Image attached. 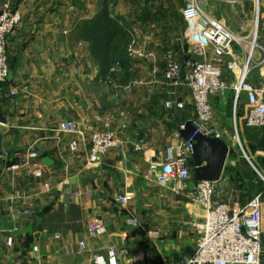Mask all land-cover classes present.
Wrapping results in <instances>:
<instances>
[{
	"label": "crops",
	"instance_id": "1",
	"mask_svg": "<svg viewBox=\"0 0 264 264\" xmlns=\"http://www.w3.org/2000/svg\"><path fill=\"white\" fill-rule=\"evenodd\" d=\"M100 1L0 0L21 15L7 36L10 79L0 84L6 117L0 125L3 148L12 156L11 162L0 156V264H98L96 258L107 264L110 249L116 264H186L193 251L203 221L200 200L141 177L146 160L160 158L166 146L182 139L177 134L187 121L182 112L187 106L193 109L186 103L181 110L164 106L166 99L181 97L185 102L184 89L171 96L162 78L150 75L148 62L127 58L124 48H115L118 38L108 23L112 16L105 6L101 10ZM169 9L172 22L169 15L160 17L163 23L149 36H134L147 44L143 49L154 52L160 71L167 46L178 49L185 28L182 8ZM148 11L154 16L158 12ZM103 32L110 35L106 49ZM121 54L125 64L112 70L111 60H120ZM142 71L151 79L141 76ZM122 78L138 81L131 80L124 90L119 86ZM13 88L16 93L10 96ZM96 116L127 126L122 147L91 165L85 158L90 134L99 126ZM63 123H70L72 131L62 130ZM218 138L229 147L215 182L222 198V191L238 188L234 181L240 155L230 150L226 138ZM39 168L42 175L36 177L33 171ZM195 184L191 178L189 189ZM123 192L131 198L120 204L115 197ZM243 199L223 200L242 204ZM92 218L100 219L104 234H86Z\"/></svg>",
	"mask_w": 264,
	"mask_h": 264
},
{
	"label": "built area",
	"instance_id": "2",
	"mask_svg": "<svg viewBox=\"0 0 264 264\" xmlns=\"http://www.w3.org/2000/svg\"><path fill=\"white\" fill-rule=\"evenodd\" d=\"M181 14L185 21L184 34L189 51L187 58L178 60L169 50L165 53L164 68L160 71L154 52L138 48L135 40L127 45L126 56L148 62L150 75L155 79L158 76L162 78L170 88L171 96L175 97V91L183 88L194 113L192 125L201 134L218 137L219 133L211 123L213 106L210 98L225 87L222 81L223 58L231 54L238 37L209 16L195 0H186ZM20 22L19 11L12 9L8 3L0 4V84L7 80L9 74L7 36ZM248 73L246 68H241L235 84L227 85L232 87L235 98H244L246 108L243 111V125L259 129L264 134V80L253 84L248 80ZM15 93L14 88L9 90L10 96ZM184 105L181 97L164 102L165 107L178 110L183 109ZM95 120L99 126L90 134L85 158L86 164L91 165L100 162L107 153L122 147V133L127 126L121 120L116 124L97 116ZM61 128L67 132L73 129L70 123H63ZM181 128L183 125L178 127ZM69 146L73 150L76 142L72 141ZM192 146L191 138L179 139L166 146L160 158L149 162L143 175L145 181H153L174 194L197 198L203 206V221L186 264H258L264 233V178L261 184L263 189L242 204L224 201L215 182L196 181L195 186L189 189ZM133 147L139 150L137 144ZM33 175L40 177L42 170H34ZM44 187L49 186L45 183ZM130 198L131 194L123 192L117 194L115 200L125 204ZM85 232L89 237L99 236L104 234L105 227L100 219L92 218ZM78 245L85 247L84 241H79ZM107 255V264H116L114 250H108ZM95 262L105 263L102 258H96Z\"/></svg>",
	"mask_w": 264,
	"mask_h": 264
},
{
	"label": "rangeland",
	"instance_id": "3",
	"mask_svg": "<svg viewBox=\"0 0 264 264\" xmlns=\"http://www.w3.org/2000/svg\"><path fill=\"white\" fill-rule=\"evenodd\" d=\"M195 1L202 6V9L209 16L219 21L225 28L238 37V42L233 44L231 48V54H227L223 58L222 81L225 83V87L221 92L215 94L213 103L210 100L211 104H213L212 106H214L211 123L214 128H217L215 129L219 135L227 139L231 148L230 150H236L240 155L236 161V166H238L240 172L238 178L234 181L235 186H238V188L232 192L222 191V198L230 196L232 198H244L243 201L248 200L256 192L263 189L261 184H263L262 179L264 178V134L259 129L248 128L243 125V113L239 116L238 109L244 111L246 108L245 102L242 96L235 98L232 87H229L227 84H235L241 68H246L249 71L248 80L251 83L258 84V82L264 80V0ZM185 3L186 0H101L100 7L102 10L105 6L112 19L116 20L118 26H121L126 33L124 35L127 37L125 39L126 42L120 43L118 46L119 49L124 48L123 53H126L127 45L131 40H135L138 48H148L147 44L137 42L134 36L142 38L143 34L146 35L147 33L154 32L163 23L161 18L164 16H171L172 22L174 13L170 12L169 7L183 8ZM148 8L156 9L158 11L157 14L155 16L150 15ZM153 24H155L154 27H152ZM165 27L163 26L159 32H164ZM133 28H136V31ZM184 30L185 28L182 34H180L178 49L175 48L177 45L167 46V49L173 52L174 57L179 59L189 52ZM147 35L149 36V34ZM119 58L120 60H117V58L111 60V66L114 65V70L116 68L121 69L122 63L125 64L122 54ZM142 72L143 74L139 72L141 76L151 79L147 73ZM122 80L124 81L120 85L116 83L124 90L129 86L131 80H134V82L138 81L131 78H122ZM188 102V99L185 98V103L190 104ZM122 104H125V101ZM182 113V119L188 120L192 117L193 112L187 106ZM241 156H245V158ZM228 158L231 159L232 155ZM148 164L149 161L146 160L143 171H140L142 179ZM262 238L264 240V233L262 234Z\"/></svg>",
	"mask_w": 264,
	"mask_h": 264
},
{
	"label": "water",
	"instance_id": "4",
	"mask_svg": "<svg viewBox=\"0 0 264 264\" xmlns=\"http://www.w3.org/2000/svg\"><path fill=\"white\" fill-rule=\"evenodd\" d=\"M10 79V72L7 80ZM2 90L0 89V125L6 123V117L2 112ZM180 138L193 141L191 159L189 165L192 167L191 178L195 181L217 182L220 180L224 165L228 156L229 147L218 137L206 136L198 132L190 120L178 129ZM0 156L11 162V154L3 148V132L0 128ZM258 264H264V243L261 245V254Z\"/></svg>",
	"mask_w": 264,
	"mask_h": 264
},
{
	"label": "trees",
	"instance_id": "5",
	"mask_svg": "<svg viewBox=\"0 0 264 264\" xmlns=\"http://www.w3.org/2000/svg\"><path fill=\"white\" fill-rule=\"evenodd\" d=\"M108 23H109V26L112 28V30H111L112 35L115 36L116 38H118V40H116L117 41V44L115 46V48H116L120 44V42H121V44L126 42V40H125L126 36H124L126 33L121 28V26H118L116 20H113V19L110 18V19H108ZM109 37H110V35L105 33V32H103V34L101 35V42L105 44L103 49H106V47H107L106 46V42L109 39ZM97 40H99V39L97 38ZM124 55H125V57H127L125 52H124ZM5 82H3V83H5Z\"/></svg>",
	"mask_w": 264,
	"mask_h": 264
}]
</instances>
